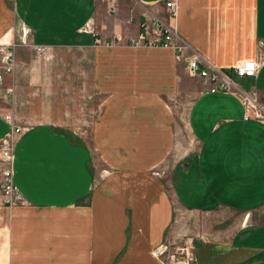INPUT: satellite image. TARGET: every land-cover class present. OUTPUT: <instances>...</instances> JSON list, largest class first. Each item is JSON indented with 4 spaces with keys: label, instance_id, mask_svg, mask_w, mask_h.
<instances>
[{
    "label": "crops",
    "instance_id": "1",
    "mask_svg": "<svg viewBox=\"0 0 264 264\" xmlns=\"http://www.w3.org/2000/svg\"><path fill=\"white\" fill-rule=\"evenodd\" d=\"M102 1L0 0V46L17 64L23 46L10 43L14 25L31 46L92 50L82 59L83 84L103 96L88 140L49 119L14 122L22 131L12 182L23 201L9 206L0 193V264H160L154 249L175 221L191 242V264H264V121L244 120L236 96L205 84L185 112L195 149L173 167L168 187L154 169L176 145L160 101L176 61L167 49L123 47L159 19L201 66L228 68L262 52L255 76L243 79L263 94L264 0H175V21L163 0ZM96 37L122 42L105 48ZM16 68L0 81V139L9 130L3 114L16 112L27 91ZM33 78L42 92L44 68ZM40 98L38 113H49Z\"/></svg>",
    "mask_w": 264,
    "mask_h": 264
},
{
    "label": "rangeland",
    "instance_id": "2",
    "mask_svg": "<svg viewBox=\"0 0 264 264\" xmlns=\"http://www.w3.org/2000/svg\"><path fill=\"white\" fill-rule=\"evenodd\" d=\"M98 1L99 4L103 3L102 0ZM10 43H13L14 47L18 44L23 46L24 53L20 51L22 54L18 55L20 58L18 64L15 61L13 50H6L1 46L0 58L4 53H9L12 62L10 71L17 67L16 69L23 80L28 77V82L25 84L26 93L16 99V102L23 103L16 104V112H12L11 115L14 122L21 126H29L35 122L49 119L55 123L67 125L80 138L88 140L96 110L103 100L102 95L97 94L94 90L88 91L86 84H83L85 79L89 80L90 78L84 79L82 59L93 57L92 50L58 48L38 53L29 44L28 34L17 25H14L13 42ZM125 46L124 44L123 47ZM25 60L29 65H26L25 62L22 63ZM38 66L44 68L48 78L47 86L42 92L40 88L36 89L35 85L37 84L33 78ZM175 67V74L171 81L161 84L165 87L169 86L170 90L166 94L163 93L164 97L161 96L163 94H160V101L170 109L174 119L177 128L176 145L172 146V149L163 157L162 162L154 169L162 181L167 182L168 187H171V181L174 180L170 178L173 167L185 157L184 155L195 149L186 129L185 112L192 99L205 85L198 77L189 76L181 62H175ZM245 80L237 78L234 81L245 88ZM40 95H42L41 98ZM39 98L43 103L50 104L49 113H38L41 110V107L38 106ZM176 214L178 215V211ZM184 239L185 237L179 234L178 221L172 222L164 241L154 249L157 261L160 264H191L192 248L188 249L187 254H185V250L181 252L179 249L184 244ZM162 247V252L157 254L156 251Z\"/></svg>",
    "mask_w": 264,
    "mask_h": 264
},
{
    "label": "built area",
    "instance_id": "3",
    "mask_svg": "<svg viewBox=\"0 0 264 264\" xmlns=\"http://www.w3.org/2000/svg\"><path fill=\"white\" fill-rule=\"evenodd\" d=\"M163 7L169 20L175 21L176 18V2L175 0H163ZM84 30L91 31L89 24ZM122 39L120 37H112L110 40H101L96 37L94 43L96 45L109 48L118 44ZM261 44V42H259ZM123 44L131 48H161L170 50L174 60L181 61L185 72L189 76L198 77L204 84L208 85L209 92H228L236 96L243 107V119H257L264 121V93L259 94L254 88L242 87L234 80L239 78H251L262 62V56L255 59H243L228 68L215 67L209 63L199 64L198 55H186L188 46L185 42L180 41L175 26L171 23L159 19L153 22L142 23L140 30L134 36L127 37ZM38 53L45 49L42 46H33ZM249 65L251 67H249ZM12 69V62L9 53H4L0 58V81L4 72ZM3 119L8 123V132L0 139V193L3 202L9 206L22 203L23 199L18 192L16 186L12 182V145L14 138L22 131V127L14 123V119L10 114H3ZM156 173V172H155ZM157 174V173H156ZM192 248L191 242L184 239V244L179 247L180 251ZM157 250V254L162 252ZM159 251V252H158ZM186 264V263H181Z\"/></svg>",
    "mask_w": 264,
    "mask_h": 264
},
{
    "label": "snow or ice",
    "instance_id": "4",
    "mask_svg": "<svg viewBox=\"0 0 264 264\" xmlns=\"http://www.w3.org/2000/svg\"><path fill=\"white\" fill-rule=\"evenodd\" d=\"M249 67H251V66L249 65Z\"/></svg>",
    "mask_w": 264,
    "mask_h": 264
}]
</instances>
